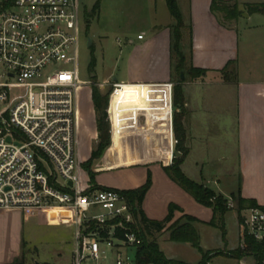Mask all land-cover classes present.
Here are the masks:
<instances>
[{"label":"crops","instance_id":"0c3cea01","mask_svg":"<svg viewBox=\"0 0 264 264\" xmlns=\"http://www.w3.org/2000/svg\"><path fill=\"white\" fill-rule=\"evenodd\" d=\"M88 1L77 0L79 13L81 10L82 19L85 20L84 30L86 32L89 29L88 16L85 17V13H88L86 12ZM176 1L179 7V0ZM182 1L185 8L183 10L179 7V9L186 30V33L183 32L182 38L183 49L189 52L191 47L190 61L192 66L205 72L200 77L193 80L188 79L181 84L185 98V113L182 124L186 133L185 145L188 148V154L180 166L181 171L190 180L203 184L225 199L239 194L242 198L252 199L258 205H264V40H262L264 38V15L246 13L247 16L245 17L242 13L237 19L225 21L220 12L211 9L214 0ZM215 1L236 2L239 10H243V12H245V4L264 2V0L257 2ZM104 2L105 0H100L98 10H101ZM108 2L110 5L116 4L125 8L124 12L126 11L127 15L131 14L130 16H132L134 14V18L142 20L144 23L135 37L128 28H123L125 39L123 78L125 81H115L118 83L117 86H120L122 100L116 106L111 102L110 106L114 116L122 115L123 117V122L119 126L118 148L120 154L110 158L106 150L101 158L94 162L92 170L96 173L95 183L100 187L115 190L135 189L144 184L143 182L149 174L151 184L141 202V210L145 217L149 220H163L167 215L168 206L173 204L181 212L175 211L173 213L171 223L186 215L195 219L192 225L196 229V224L207 223L211 219V209L196 202L190 194L169 180L163 170V166L171 163L175 142L172 131V89L169 93V85H174L170 29L173 19L169 14L165 0H109ZM143 4L152 6L145 16L139 9V6ZM127 19L130 17L127 16ZM252 20L254 22L250 23ZM239 26L242 27L247 39L241 46L239 45ZM143 33L145 35H142ZM138 35H141L140 39L137 38ZM228 62H234L236 65L235 82L222 80L220 71ZM241 71L245 72L246 78H241ZM196 86H206L207 90L228 87L234 89L235 92L237 180L234 184L231 183L233 188L228 190L229 195L225 193L220 182L224 176V172L220 168H205V162L200 158L194 159L192 165L188 161L192 149V135L188 118L193 116L195 111H201L199 116L207 118V110L210 111L209 108H211V98H206L202 93L199 94L197 102L190 100V93L194 92ZM214 100L216 98L211 101ZM220 100L218 104H221ZM88 102L89 108L93 112L92 135L94 145L97 132L90 95ZM132 133L136 137V148L134 152H127L124 146L125 140ZM109 134L111 140L110 123ZM196 139H200V136L196 135ZM93 145L86 153L81 152L78 148V155L81 160L84 161L88 158L95 146ZM169 152L170 157L167 160ZM115 160L121 161L118 163L120 165L112 166ZM120 170H127L131 180L134 177L137 181L128 185L121 183L119 187L112 186V182L107 181L108 178L104 174H114ZM81 176L84 177V174ZM121 185L123 187H120ZM13 211L15 210H8L6 213H13ZM60 212L67 216L65 225L69 226L70 215L65 211ZM181 221L183 222L184 219ZM237 225L239 245L240 226L238 219ZM164 234V240H168V232L162 231L161 235L164 236ZM157 245L163 253L160 244L157 243ZM25 247V244H22V247H17L14 234L8 228V224L6 225V219L0 211V264L14 263L23 252L25 253ZM163 255L169 260L186 263L180 259L167 257L164 253Z\"/></svg>","mask_w":264,"mask_h":264},{"label":"built area","instance_id":"2783aa9c","mask_svg":"<svg viewBox=\"0 0 264 264\" xmlns=\"http://www.w3.org/2000/svg\"><path fill=\"white\" fill-rule=\"evenodd\" d=\"M79 19L77 0H0V211L67 212L71 264H138L142 239L125 198L81 180ZM226 207L235 209L230 198ZM239 217L241 232L264 240L263 211L244 209Z\"/></svg>","mask_w":264,"mask_h":264},{"label":"rangeland","instance_id":"374dc122","mask_svg":"<svg viewBox=\"0 0 264 264\" xmlns=\"http://www.w3.org/2000/svg\"><path fill=\"white\" fill-rule=\"evenodd\" d=\"M108 1L105 0L101 10H98L99 12L96 11L94 14L91 12V7L95 0H89L86 3V12L88 13H85V17L87 18L88 16L89 21V29L87 32L84 30L85 20L82 19V11L80 10L79 13L80 36L77 49V73L82 86L77 93V155L78 148L81 152L86 153L94 143V137L92 135L93 112L90 110L88 102L92 88H95L101 94L109 91V101L114 89L112 79L115 78L119 82L125 81L123 78L125 70V39L123 28H128L135 37L139 33V30H141V25L144 23V21L134 18V14L132 16H130L131 14L127 15L126 11L124 12L125 8L119 5L117 6L116 4L114 6L110 5ZM243 1L257 2L261 0ZM178 3L179 7L184 10L185 4L183 1L179 0ZM150 8L152 6L147 4L139 6L140 12L144 16L151 10ZM243 14H246V12H243ZM127 16L130 19H127ZM252 22L254 20L250 21V23ZM238 30L239 45L241 46L247 39L242 27L239 26ZM184 33H186V30ZM142 35H145V33ZM185 52L187 51L185 50ZM91 56L95 60L94 67L88 66ZM246 77L245 72L241 71V78L244 79ZM174 78L176 80V77ZM201 93L206 98H211V100L216 98V100H210L211 108L208 106L210 111L207 110V118L199 116L201 111H195L193 116L188 118L189 129L192 135V149L188 161L192 165L194 159L200 158L205 162V168H220L224 172V176L220 179V182L225 193L229 195L228 190L232 187L231 183L234 184L237 180V161L235 157V92L234 89L228 87L207 90L206 86H196L194 92L190 93V100L197 102L198 96ZM219 99H221V104H218ZM112 103L116 106L118 101L114 100ZM112 103H110V106ZM140 122L142 123L141 120ZM196 135L200 136V139H196ZM135 139L136 137L133 133L127 136L124 145L127 152H134L136 148ZM96 144L97 139L92 150L95 149ZM106 150L107 148H105L103 153ZM89 157L90 155L83 161L78 155L83 172L82 165ZM94 162L91 164V170ZM164 174L171 180L165 172ZM104 175L108 178L107 181L112 182L111 185L116 187H119L121 183L128 185L137 181L134 177L131 180L127 170H120L114 174L107 173ZM85 177V175L84 177L81 176V180L84 181ZM172 182L175 183L174 181ZM176 185L180 187L178 184ZM211 186L213 187V185ZM120 187L123 186L121 185ZM60 211L62 210L37 208L17 209L9 214L6 213L7 211H1V215L3 214L6 219V225L8 224V228L14 234L17 247H22V244L26 245V251L24 253L26 264H71L70 252L73 247V228L65 225L67 216ZM175 211L181 212L179 208ZM224 222L226 229L225 240H222L219 230L206 223L201 222L199 223L200 225L196 224V229L200 236L199 242L201 250L203 253L206 252L211 255L208 264H256L252 256H245L237 261L226 255L227 252L232 251L238 246L237 212L234 209L227 211L224 216ZM239 231L240 235V227ZM164 238L165 234L163 236L160 233L156 234L153 239L160 244L161 250L167 257L180 259L188 264H195L200 261L201 253L189 243H177L164 240ZM128 254L133 259L134 249H129Z\"/></svg>","mask_w":264,"mask_h":264},{"label":"trees","instance_id":"16d2710c","mask_svg":"<svg viewBox=\"0 0 264 264\" xmlns=\"http://www.w3.org/2000/svg\"><path fill=\"white\" fill-rule=\"evenodd\" d=\"M169 14L173 19L171 29V64L173 71V82L171 106H172V131L174 137V151L171 163L167 166H163L164 172L169 178L178 184L184 191L190 194L193 199L199 204L208 207L212 211L211 219L206 223L207 225L219 230L222 240H225L226 230L224 215L227 211L231 210L226 207V201L223 196L216 194L214 191L204 186L201 183L194 182L187 178L181 171V164L188 154V148L185 145L186 133L182 124V119L185 113L184 103L185 98L182 91L181 84L186 80H193L204 74V70L198 69L192 66L190 61L191 47L189 52H185L182 45L183 32L185 31V25L183 23L182 15L178 7L176 0H165ZM100 0H96L91 8L92 14L99 9ZM211 9L215 12H220L225 21H231L237 19L243 10H239L236 2L228 3L222 1H212ZM244 11L248 14L258 13L264 15V2L263 3H251L244 5ZM95 60L91 56L88 66L94 67ZM222 80L224 82L236 81V65L234 62H228L225 67L220 71ZM176 77V80L175 78ZM175 80V81H174ZM108 92L101 94L95 88H92L90 93L91 102L95 114V127L97 132V144L94 150L91 151L89 159L83 163L82 167L87 175L88 183L94 188H101L96 185L93 172L90 167L91 164L99 159L103 154L105 148H107L110 158L120 154L118 148L119 141V126L123 122V117L120 115L116 117L113 115L110 109L111 115V140L109 134V123L106 114V108L108 103ZM122 100L121 92L117 85L113 93L110 95L109 108L112 101ZM110 143V144H109ZM170 157V152L167 159ZM119 160H115L112 166L120 165ZM151 184L150 175H147L145 183L135 189L118 190L120 194L125 198L127 204L130 206L133 217V228L142 239L141 245L137 248L136 255L138 264H172L181 263L165 258L160 251L156 241L153 239L155 234L162 231L168 232V240L177 243H189L193 248L201 253V259L196 264H207L211 258L208 253H203L200 247V237L192 223L195 221L190 216L183 215L181 219L171 223L173 213L177 206L170 204L168 206L167 215L163 220H149L145 217L141 210V202L145 196V193L149 189ZM235 206L237 212V219L240 225L239 212L244 209L257 208L264 212V205H258L252 199L242 198L239 194L230 198ZM184 219L182 222L181 220ZM169 224V225H168ZM229 258L234 260H240L245 256H252L255 259L256 264H264V240L256 241L252 236L247 235L245 232H241L239 245L237 248L226 253ZM25 254L21 255L12 264H26ZM46 264V263H45Z\"/></svg>","mask_w":264,"mask_h":264},{"label":"water","instance_id":"95a60500","mask_svg":"<svg viewBox=\"0 0 264 264\" xmlns=\"http://www.w3.org/2000/svg\"><path fill=\"white\" fill-rule=\"evenodd\" d=\"M243 16H245V17H246V16H247V14H243ZM115 81H116V79H115V78H113V79H112V82H115ZM107 115H108V117H110V110H108V111H107ZM7 140H9V139H7Z\"/></svg>","mask_w":264,"mask_h":264},{"label":"bare ground","instance_id":"6f19581e","mask_svg":"<svg viewBox=\"0 0 264 264\" xmlns=\"http://www.w3.org/2000/svg\"><path fill=\"white\" fill-rule=\"evenodd\" d=\"M118 88H120V86H118Z\"/></svg>","mask_w":264,"mask_h":264}]
</instances>
